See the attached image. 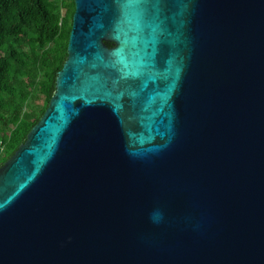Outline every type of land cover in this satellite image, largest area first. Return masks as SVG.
Segmentation results:
<instances>
[{
    "label": "water",
    "instance_id": "water-1",
    "mask_svg": "<svg viewBox=\"0 0 264 264\" xmlns=\"http://www.w3.org/2000/svg\"><path fill=\"white\" fill-rule=\"evenodd\" d=\"M0 264H264V0H75Z\"/></svg>",
    "mask_w": 264,
    "mask_h": 264
},
{
    "label": "trees",
    "instance_id": "trees-1",
    "mask_svg": "<svg viewBox=\"0 0 264 264\" xmlns=\"http://www.w3.org/2000/svg\"><path fill=\"white\" fill-rule=\"evenodd\" d=\"M74 13L75 0H0V168L49 107Z\"/></svg>",
    "mask_w": 264,
    "mask_h": 264
},
{
    "label": "rangeland",
    "instance_id": "rangeland-1",
    "mask_svg": "<svg viewBox=\"0 0 264 264\" xmlns=\"http://www.w3.org/2000/svg\"><path fill=\"white\" fill-rule=\"evenodd\" d=\"M41 104H43V102Z\"/></svg>",
    "mask_w": 264,
    "mask_h": 264
}]
</instances>
